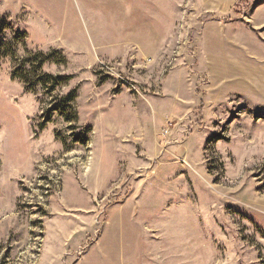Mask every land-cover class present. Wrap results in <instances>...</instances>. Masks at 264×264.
Wrapping results in <instances>:
<instances>
[{"label": "rangeland", "instance_id": "1", "mask_svg": "<svg viewBox=\"0 0 264 264\" xmlns=\"http://www.w3.org/2000/svg\"><path fill=\"white\" fill-rule=\"evenodd\" d=\"M0 264H264V0H0Z\"/></svg>", "mask_w": 264, "mask_h": 264}, {"label": "crops", "instance_id": "2", "mask_svg": "<svg viewBox=\"0 0 264 264\" xmlns=\"http://www.w3.org/2000/svg\"><path fill=\"white\" fill-rule=\"evenodd\" d=\"M145 146V145H144ZM145 148V147H144ZM152 149V148H151ZM147 151H149L150 149H146Z\"/></svg>", "mask_w": 264, "mask_h": 264}]
</instances>
